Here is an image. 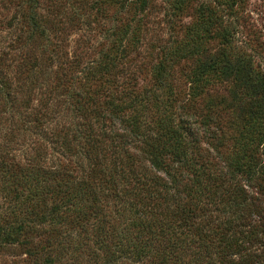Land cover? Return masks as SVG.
Returning <instances> with one entry per match:
<instances>
[{"label":"trees","instance_id":"16d2710c","mask_svg":"<svg viewBox=\"0 0 264 264\" xmlns=\"http://www.w3.org/2000/svg\"><path fill=\"white\" fill-rule=\"evenodd\" d=\"M104 1L111 5L103 7ZM189 1L174 2V12L186 10ZM203 1L185 36L160 47L162 59L149 80L156 87L149 88L138 87L137 57L130 53L143 41V16L153 0L95 2L117 26L88 62L82 51L70 56L52 38L64 26L40 12V0L2 2L0 30L10 34L4 46L0 37V105L6 111L20 98L31 109L32 127L67 158L78 156L77 164L60 157L50 162L37 141L23 163L11 154L13 136L5 130L0 189L12 199L5 215L17 218L0 231V242L13 236L31 259L52 253L45 264L54 250L63 264H84L88 254L96 264H264V71L233 40L240 24L236 7L244 0ZM11 5L16 13L7 19ZM225 9L234 20L226 21ZM183 60L189 65L179 85L174 67ZM122 73L128 81L118 80ZM62 107L68 117L52 126ZM100 193L133 203L123 206L124 231L98 226L85 254L84 240L71 236L99 214ZM252 214L261 224L243 229ZM157 222L169 242L153 251L143 237ZM247 244L262 252H250Z\"/></svg>","mask_w":264,"mask_h":264},{"label":"rangeland","instance_id":"374dc122","mask_svg":"<svg viewBox=\"0 0 264 264\" xmlns=\"http://www.w3.org/2000/svg\"><path fill=\"white\" fill-rule=\"evenodd\" d=\"M3 1L4 0H0V8H2ZM99 1L102 0H40L39 3L40 12L49 14L53 18V21L55 20L57 23H61L64 26L63 30L57 28V36L52 35V38L60 40L64 45V49L69 52L70 56H74L76 51H82V54L84 53L86 58V62L94 58L92 55L96 56L101 53V44L106 41L108 33L113 28H115V26H117L116 19L110 20L105 16L107 13L104 14L99 12L100 10L96 8L98 5H96L95 2L98 3ZM176 1L178 0H153L155 6L148 8L143 16V21H145L146 25V27H143L141 33L144 34L143 41L141 43L135 42L136 40L131 41L135 42V46H133L134 43H131V46L133 47L130 54L131 56L137 57L136 59L132 60V65L134 69H138L137 83L138 87L140 88L144 86L148 88L149 86L156 87V83H153V81L149 82V80L151 78L152 65L162 59V51L160 50V47L170 44L176 39L181 40L185 36L187 26L197 16L199 11L197 6L200 4V2H204L203 0H191L186 4V10H177L174 12L172 6ZM218 2L221 1L215 0V5H223L219 4ZM107 5L110 6L111 4L107 3L106 1L102 3L103 7H107ZM116 6L117 5H113L111 7L116 8ZM236 8L239 11L238 14L240 16V24L237 25L233 32L234 43L238 47V51H240V53L243 52L245 56H247V54L251 55L255 66H259V68L264 71V0H244L240 2L239 6ZM5 11H7L5 13L8 17L7 19L16 13L15 7L12 5L9 7V10ZM225 11L226 21L229 22V20H234L233 17L230 16V13H228L229 10L225 9ZM111 12H113V10L109 11V13ZM132 15V13L129 15L126 14L125 18H130ZM9 34L10 33L8 29L4 31L2 30L0 32V37L2 38V35L4 36L1 45L4 46L6 44L7 41L5 40V36ZM129 41L130 35H128L127 38V42ZM217 46L218 40L215 39V42H212V47ZM57 63L58 61L56 60L54 67L51 68H55ZM188 65L189 61L183 60L174 67V71L177 73L175 75V81L179 83V85L184 84V81L179 78L181 77L180 74H182V69ZM140 68L143 69L140 70ZM127 77L128 75H126V73H122V75L118 77V80L128 81ZM35 103L36 102H34V104ZM4 106L5 104L0 105V115L4 119V121L0 122V137L3 139V134L6 132V129L11 133L13 136V141L11 142V148L13 151L11 154L15 155L17 160H21V162L25 163V161L28 160L27 158L33 156L37 150V141H40L42 145L48 150V161L58 164L56 158L59 160L58 157H60L61 160L64 159L65 163L77 162V154L72 155V158L75 161L73 159L67 158V153L64 152L62 154V149L54 147L53 143H50L51 138L48 139L42 130L39 131V129H34L32 127L33 118L30 115L31 109L23 107L21 105L20 98L18 99V105L16 104L15 106L11 107H8L7 105V112L4 110ZM63 112L64 110L62 107L58 113H54L52 115V120L50 122L52 126L55 124V122L68 117V115H66L67 113ZM70 116L71 115H69V117ZM129 145L131 146V150L133 152H138L133 146V143ZM0 151H2V146H0ZM148 165L149 164L147 162H143L141 167L149 168ZM22 173L29 174L30 169L23 168ZM254 190L256 191V189ZM9 193L10 192L2 191L0 189V231L7 225L8 222H11L17 218L13 215H5V212H7L8 208L11 206L10 202H12L11 194ZM132 200V197L118 198L114 195L106 196L104 193L99 194V203L95 205V208L102 207V209L98 211L99 214H94V217L89 221L85 228H79L77 230L74 229L73 234H76V236L73 237V234L71 236L73 240L79 238V242L81 243L84 240L83 245L87 247L85 248V254L89 253V249L93 247V235L95 234L98 226H100L101 232L109 230L111 231V229L113 231L111 226L114 225L118 228V231L116 230V232L124 231L121 230L123 226L122 222L126 221L127 217H124V212L122 214L123 206L130 205L133 203ZM120 205H122V208ZM137 207L141 212H143L142 206L136 204V208ZM115 209H118V211H115ZM17 216L20 217L21 215ZM260 222L261 221L259 220V217L252 214L251 221H248V223H246L247 225L243 229L249 230L248 228H254V225L261 224ZM47 226L48 224L46 227ZM50 229H52V227L48 228V230ZM159 229L160 226L157 222V225L153 226L152 230L148 229V231L145 233L144 236L146 238L143 237L144 240L150 242V247L153 248V251H160L163 249L164 244L169 242L167 239L168 236H166L164 233L162 235V232L159 231ZM258 232L260 237L261 231ZM110 235L111 233L109 236ZM29 238L33 239L31 235ZM37 238L38 237L35 239L37 240ZM246 246L248 247L247 250H250V252L256 251V254H260L262 252V249L256 245L247 244ZM263 247L264 246H262V248ZM52 252H54V256L51 262L50 260L48 261L50 264L67 263L63 262L65 257L63 259L56 258L59 254H57L55 250ZM174 254L176 253H168L170 256L169 261L172 260L171 258L174 259L172 256ZM237 254L235 257L241 258L239 256L240 254ZM50 255L52 256V253ZM50 255L42 252L35 258H29L26 255L24 246H20L17 241H13V236L12 241L0 242V264H35V262L38 261L39 264H45ZM83 259L87 260L84 261V264H96L94 257L89 256V254L83 256L82 260Z\"/></svg>","mask_w":264,"mask_h":264}]
</instances>
